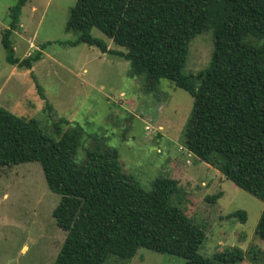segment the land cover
<instances>
[{"label": "trees", "instance_id": "trees-1", "mask_svg": "<svg viewBox=\"0 0 264 264\" xmlns=\"http://www.w3.org/2000/svg\"><path fill=\"white\" fill-rule=\"evenodd\" d=\"M27 2L17 0L9 8L0 39L6 63L21 70H30L50 45L16 57L12 36L20 31ZM93 29L123 50H109ZM64 30L77 35L71 46L85 44L127 60L130 74L142 76L147 91L166 80L187 92L193 110L184 146L264 203V43L255 40L264 37V0H76ZM205 30L213 31L210 64L184 74L189 44ZM36 89L43 99L38 84ZM83 138V129L65 118L47 133L36 119L0 107V171L37 163L48 189L60 197L52 217L66 236L53 264L129 261L139 249L177 256L185 264L243 260L239 248L211 258L199 253L206 232L174 203L181 192L176 180L158 177L146 190L123 171L116 150L96 142L77 162ZM232 215L247 219L243 211ZM255 235L264 242V209Z\"/></svg>", "mask_w": 264, "mask_h": 264}, {"label": "rangeland", "instance_id": "rangeland-1", "mask_svg": "<svg viewBox=\"0 0 264 264\" xmlns=\"http://www.w3.org/2000/svg\"><path fill=\"white\" fill-rule=\"evenodd\" d=\"M16 2L0 0V39L8 10ZM75 3L28 0L22 9L20 31L12 36L15 55L22 60L40 50L41 44L50 45L30 70H21L6 63L0 44V107L19 117L36 119L47 133L59 118L79 125L84 138L77 162L96 142L116 150L123 171L132 174L146 190L158 177L167 175L176 180L181 192L174 194V203L206 232L199 248L202 256L211 258L217 252L239 248L243 260L237 264H263L264 242L255 230L264 203L199 161L183 144L193 98L166 80L147 91L144 78L130 74L127 60L85 44L71 46L77 35L66 33L64 28ZM91 34L102 39L109 50H123L98 30ZM255 40L264 43V37ZM212 51L213 31L197 34L189 44L183 73L195 74L207 68ZM215 195L219 197L210 203L207 198ZM59 199L48 189L37 163L0 171V264H53L66 236L52 217ZM236 211L246 213L245 222L232 215ZM104 264L185 261L139 249L129 261L109 258Z\"/></svg>", "mask_w": 264, "mask_h": 264}, {"label": "crops", "instance_id": "crops-1", "mask_svg": "<svg viewBox=\"0 0 264 264\" xmlns=\"http://www.w3.org/2000/svg\"><path fill=\"white\" fill-rule=\"evenodd\" d=\"M223 177V176H222Z\"/></svg>", "mask_w": 264, "mask_h": 264}]
</instances>
